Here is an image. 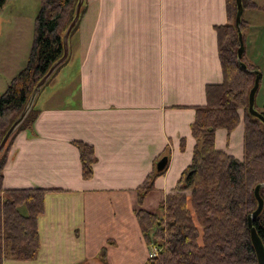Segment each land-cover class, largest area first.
I'll use <instances>...</instances> for the list:
<instances>
[{"label":"crops","instance_id":"obj_1","mask_svg":"<svg viewBox=\"0 0 264 264\" xmlns=\"http://www.w3.org/2000/svg\"><path fill=\"white\" fill-rule=\"evenodd\" d=\"M83 5L70 58L45 93L65 88V102L38 100L35 122L15 136L3 169L4 189L47 190L37 219L39 250L33 260L3 264H145L152 255L136 220V189L165 157L142 208L154 213L174 192L192 160L195 108L206 104V86L222 82L215 27L227 21L225 0ZM19 35L10 32L0 44L4 86L28 60ZM75 142L94 152L90 179L82 177ZM214 144L242 160V122L231 132L217 130Z\"/></svg>","mask_w":264,"mask_h":264},{"label":"trees","instance_id":"obj_2","mask_svg":"<svg viewBox=\"0 0 264 264\" xmlns=\"http://www.w3.org/2000/svg\"><path fill=\"white\" fill-rule=\"evenodd\" d=\"M6 1L0 0V8ZM78 1L40 0L26 66L0 92V142L22 113L35 85L62 57V34L75 17ZM241 3L239 27L243 38L247 27L243 13L264 11V6L259 8L254 0ZM83 4L80 14L85 10ZM225 7L227 21L215 27L222 82L206 86V104L195 108L190 126L195 140L191 163L181 173L174 192L166 195L154 213L142 205L153 190L154 179L164 169L154 170L136 189V220L152 255L145 264H258L247 218L257 207L254 189L264 183V123L249 114L248 96L254 85V71L261 73L259 87L264 80L262 70L243 62V55L241 62L246 68L239 64L235 0H225ZM64 19L67 23H63ZM69 58L70 54L43 86L29 114L0 154V264L6 258L33 260L37 256L40 245L37 219L44 211L47 190L4 189L3 169L13 139L33 125L40 112L37 105L40 94ZM254 109L264 118V107L259 111L254 104ZM240 122L244 125L243 158L237 160L215 148L214 135L219 129L231 132ZM74 145L79 151L82 177L90 179L96 160L94 152L81 142ZM260 196L264 201V187ZM253 226L264 247V207ZM105 256L106 250L102 249L100 258Z\"/></svg>","mask_w":264,"mask_h":264},{"label":"rangeland","instance_id":"obj_3","mask_svg":"<svg viewBox=\"0 0 264 264\" xmlns=\"http://www.w3.org/2000/svg\"><path fill=\"white\" fill-rule=\"evenodd\" d=\"M258 1L263 2L258 4L256 1L257 6L259 8H262L264 6V0H258ZM4 7L5 9L0 10V44L3 45V41L8 33L13 31H17V32L19 31L20 33L19 37L23 38V48L25 47V44L27 46L25 56L29 57V53L31 51V46L34 38L35 18L40 8V1L10 0L7 1L4 4V6H2V8ZM248 11H245L242 17L243 20L247 22L246 23L247 27L246 30L244 31V36L242 38L243 46H244V51H243L244 54L242 61L245 62L246 64H252L254 67L260 68L262 70L263 80H264V11H262V9L261 10L257 9L255 11H252L251 13H249ZM17 17L20 23H15L14 19ZM63 23H67L66 19L63 20ZM250 26H254V27L251 29ZM65 31L63 32L62 35H64ZM238 48L239 46L236 48V51L238 50ZM22 55H24V49L21 50V54L15 60L16 66H19L18 61L21 60L23 61ZM3 61H4V57H0V69L2 66L1 63ZM69 65H67L66 70L70 68ZM63 69L64 67L61 70ZM57 76L58 74L51 80L50 82L51 84L54 83V81H56V79L58 78ZM7 85L4 86L0 84V92H3L6 89ZM49 91H50V86H47L41 93L39 101L42 100L43 102V97L45 96V93ZM64 92H66L65 88H58L53 96L46 95L42 106H46L49 104H54V105L62 104L63 102H65V97H66L64 96ZM254 104L259 111H263L264 82L260 84L258 92L257 94H255ZM239 113L242 114V111H239ZM243 134H244V125H243ZM3 150L0 152V154L3 152Z\"/></svg>","mask_w":264,"mask_h":264},{"label":"water","instance_id":"obj_4","mask_svg":"<svg viewBox=\"0 0 264 264\" xmlns=\"http://www.w3.org/2000/svg\"><path fill=\"white\" fill-rule=\"evenodd\" d=\"M84 0H79L76 7H75V17L73 21L68 25L63 37H62V42H63V55L62 57L56 61L55 63L52 64V66L49 68L47 73L39 80V82L35 85L34 89L32 90L27 103L22 111V113L19 115V117L14 121L12 126L9 128L7 133L4 135L3 139L0 142V152L3 150L7 140L12 136L14 132L17 131V129L20 127L22 122L25 120L27 115L29 114L30 110L32 109L36 98L38 97L41 89L43 86L47 83V81L50 79V77L56 72V70L67 60L69 56V35L72 31V29L75 27V25L78 22L79 19V14H80V9L82 7ZM242 0H235L236 3V14H235V27L237 29L238 33V41H239V48L237 50V60L239 64L241 65L242 68H246L245 64L241 62V58L243 55L244 51V46H243V39H242V34L240 31V19L241 15L243 12L242 9ZM255 74V79H254V85L252 89L250 90L249 96H248V112L250 115L257 117L264 123V118L262 115H260L255 109H254V98L255 94L259 88V82L261 78V74L259 71H254ZM167 164V159L164 157L158 161L156 164V170L157 171H162ZM264 187L263 184H258L255 189H254V197L257 202V207L255 211H253L247 218V225H248V231L250 234V240L252 243V246L254 248L255 254H256V259L258 264H264V247L262 245V242L253 226V221L260 215V213L263 210L264 207V201L260 196V190L261 188Z\"/></svg>","mask_w":264,"mask_h":264}]
</instances>
